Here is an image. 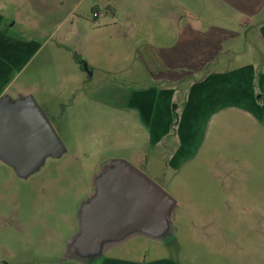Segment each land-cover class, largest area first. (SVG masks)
I'll return each instance as SVG.
<instances>
[{
  "label": "rangeland",
  "instance_id": "obj_1",
  "mask_svg": "<svg viewBox=\"0 0 264 264\" xmlns=\"http://www.w3.org/2000/svg\"><path fill=\"white\" fill-rule=\"evenodd\" d=\"M214 1L0 0V101L34 99L64 144L26 175L0 157V264H264V102L209 109L173 160L160 142L166 152L149 151L144 108L127 99L135 87L125 80L146 74L137 50L175 46L186 24L225 25L230 11ZM246 49L243 64L254 63ZM114 159L171 195L167 229L70 253Z\"/></svg>",
  "mask_w": 264,
  "mask_h": 264
},
{
  "label": "crops",
  "instance_id": "obj_2",
  "mask_svg": "<svg viewBox=\"0 0 264 264\" xmlns=\"http://www.w3.org/2000/svg\"><path fill=\"white\" fill-rule=\"evenodd\" d=\"M214 3L229 9L225 25L202 28L186 24L185 35L170 48L145 43L137 52L147 75L125 80L126 85L135 87L127 98L132 107L140 113L139 107L144 108L149 151L154 155L170 150L175 160L188 152L201 119L215 106L264 102V70H258L264 63V0ZM240 40H244L243 47L239 46ZM246 44L254 48V55L249 56L254 63L243 64ZM203 70L206 72L196 78ZM159 142L166 151L153 148ZM135 155L137 159L138 153Z\"/></svg>",
  "mask_w": 264,
  "mask_h": 264
},
{
  "label": "water",
  "instance_id": "obj_3",
  "mask_svg": "<svg viewBox=\"0 0 264 264\" xmlns=\"http://www.w3.org/2000/svg\"><path fill=\"white\" fill-rule=\"evenodd\" d=\"M64 144L45 110L32 98L18 95L0 101V157L23 175ZM174 199L157 181L129 161L114 159L97 175L95 192L82 209L81 231L69 252H94L103 240H118L134 230L162 235Z\"/></svg>",
  "mask_w": 264,
  "mask_h": 264
},
{
  "label": "built area",
  "instance_id": "obj_4",
  "mask_svg": "<svg viewBox=\"0 0 264 264\" xmlns=\"http://www.w3.org/2000/svg\"><path fill=\"white\" fill-rule=\"evenodd\" d=\"M93 15H94V16H97V15H98V12L93 11Z\"/></svg>",
  "mask_w": 264,
  "mask_h": 264
},
{
  "label": "trees",
  "instance_id": "obj_5",
  "mask_svg": "<svg viewBox=\"0 0 264 264\" xmlns=\"http://www.w3.org/2000/svg\"><path fill=\"white\" fill-rule=\"evenodd\" d=\"M211 30H214V29H211Z\"/></svg>",
  "mask_w": 264,
  "mask_h": 264
}]
</instances>
